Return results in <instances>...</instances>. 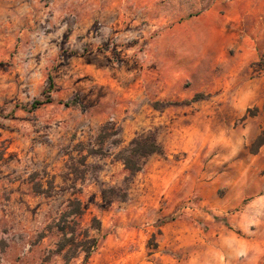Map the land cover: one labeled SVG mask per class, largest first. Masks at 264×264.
Wrapping results in <instances>:
<instances>
[{
    "label": "rangeland",
    "instance_id": "obj_1",
    "mask_svg": "<svg viewBox=\"0 0 264 264\" xmlns=\"http://www.w3.org/2000/svg\"><path fill=\"white\" fill-rule=\"evenodd\" d=\"M73 199L85 264H264V0H0V264Z\"/></svg>",
    "mask_w": 264,
    "mask_h": 264
},
{
    "label": "trees",
    "instance_id": "obj_2",
    "mask_svg": "<svg viewBox=\"0 0 264 264\" xmlns=\"http://www.w3.org/2000/svg\"><path fill=\"white\" fill-rule=\"evenodd\" d=\"M162 152L163 148L154 135L138 136L128 148L121 152L120 159L125 169L133 174L141 170L139 163L141 159L154 154H161ZM83 215L82 202L79 199H73L69 201L68 209L62 213L55 223L60 237L56 244V249L51 251V253L62 255L66 263L80 254H84L83 264L87 263L99 246L100 237L90 234V230H95L98 234L101 230V222L97 217L92 218L90 227L82 232H77L79 219ZM43 237V234H39V239Z\"/></svg>",
    "mask_w": 264,
    "mask_h": 264
}]
</instances>
